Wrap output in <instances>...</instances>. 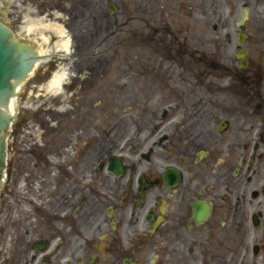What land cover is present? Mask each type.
Returning a JSON list of instances; mask_svg holds the SVG:
<instances>
[{"label":"flooded vegetation","instance_id":"obj_1","mask_svg":"<svg viewBox=\"0 0 264 264\" xmlns=\"http://www.w3.org/2000/svg\"><path fill=\"white\" fill-rule=\"evenodd\" d=\"M112 2L123 19L134 8L136 41L155 45L153 61L145 70L139 65L151 80L149 92L163 96L150 109L186 110L185 117L154 113L163 118L147 136V120L141 119L137 144L130 154H118L124 164L121 176L104 163L95 167L94 151L88 153L92 161L85 168L78 167L76 151L63 155L62 165L38 167L30 175L13 158L10 189L0 198V264H264V119H252L253 102L233 104L237 108L227 120L214 118L213 110L221 104L213 101L221 87L206 84L217 79L221 61L199 52L187 54L186 48L182 55L175 54L182 42H224L218 14L224 4L237 10L238 0H200V6L192 7L190 0H55V7L51 0L43 3L83 15L105 13ZM70 4L72 11L65 7ZM243 8L248 67L237 76L255 80L264 75V20L250 24L254 7L248 2ZM199 13V30L193 31ZM226 40L233 42L229 35ZM180 60L185 86L175 88L166 66ZM186 63L192 68L186 70ZM201 90H207L211 101L204 97L190 103ZM261 90L241 91L254 101ZM174 93H181L182 99L167 102L173 96L165 95ZM69 116L51 115L63 149L74 138L66 130Z\"/></svg>","mask_w":264,"mask_h":264},{"label":"rangeland","instance_id":"obj_2","mask_svg":"<svg viewBox=\"0 0 264 264\" xmlns=\"http://www.w3.org/2000/svg\"><path fill=\"white\" fill-rule=\"evenodd\" d=\"M248 2L254 7L252 18H258L261 23L264 20V0H238V5L241 7ZM36 3H38L37 0H25V4L21 3V5L27 9L36 11ZM190 3L193 5L194 0H190ZM195 4L198 5L200 3ZM3 5L4 7H0V22L14 31L15 38L18 42L26 45H34V51L41 53L49 52L54 55H65L69 57V59L66 58L62 61L56 59L55 62L48 65L46 63L39 65L37 67L38 72L36 73L37 78L35 77L30 83L21 86L15 101L16 106L14 107L16 122H19V133L26 125L24 124V120L34 122L43 120V116L40 117L41 112H36L35 108L39 107L41 103L47 102L49 103L47 107L55 106L54 110L50 111L52 115L58 114L57 110L60 108H63L65 113L71 110V115L74 118V128L79 138L77 143L72 144L75 150H78L79 159H81L79 160L78 167L85 168L90 166L92 159L86 156L81 158L87 150L95 152L94 163H96V167L98 166L97 161L101 162L104 156L103 153L109 149L117 153L126 152L130 154L131 147L137 144L135 134L139 130V119H147V123L150 124L148 130L155 125V122L152 125L150 123L156 119L155 116L150 115L153 111H149L150 113L146 114L148 113L147 111L140 110L142 107L140 109L135 108L137 104L141 103L150 104V107H148L150 109L153 103V96L149 92L151 86L150 78L144 71L142 74L139 68V65L143 64L145 70L147 65L152 62L148 57V55L153 53L152 50H149V46H151L150 42H143L142 48L140 49V42H121V37L124 35V32L121 30L122 27L120 24L111 26L110 28H104L102 22H99V25L95 23V28L90 24L89 28H87V15L81 16L83 20L78 21H74L73 16H68L72 20L67 21L63 17V25L66 29L65 36L71 40L70 51L68 53L62 51L57 52L56 45L59 39L43 31H38L32 36L27 35L23 27H27L28 25L22 24V14H19L21 17L19 21L17 20V23H13L12 16L8 13L7 3L5 2ZM26 13H29V11L27 12L26 10L24 14L26 15ZM30 17L40 21L42 19L41 17L44 16L31 14ZM218 18L222 20L223 38L227 34H236L237 29L235 23L240 18L239 14L232 16L228 7L223 5L222 13L218 14ZM64 20H66L67 25ZM55 22L58 23V21L53 19L51 22L45 20V24ZM134 26L135 23L129 28H134ZM206 33L209 34L207 28ZM43 37L49 38L52 42H43ZM199 38L200 35H197L196 39ZM202 43L201 45L205 46V49L202 50H205L206 53H217L223 59V65L233 68L237 60V46L235 42H226L224 39V42ZM194 46L202 48L199 43L194 44ZM139 51L141 54L147 53L148 55L135 61V56L140 54ZM77 56L81 57L78 61L74 59ZM54 65L57 67H54ZM166 68L170 69L171 73L176 75V78L184 77L185 71L182 69L181 63H178L174 67L168 64ZM46 70L53 71V74L48 75L44 78L45 80L38 78L41 72ZM58 71L62 74L65 72L64 82L72 86H69V91L65 89L61 94L55 96L48 93V88L55 80L56 75L60 74ZM232 72H235V70ZM81 82L86 86L85 90H81L78 87ZM220 85L223 89L228 86L232 88L229 91L222 92V95L217 97V101L221 104L220 108L222 109L219 112L221 119H224L227 115L228 118L231 117V113L237 108L233 104L237 103L241 107V104L251 101L247 98L243 99V97H246L245 94L239 91L240 87L232 83L231 78H222ZM252 86L261 87L262 89V95H259L254 100L255 104H257V101H259L258 103L264 102L262 99L264 94V76L255 80V84ZM192 87H194V84L191 85L190 92L193 91ZM150 96L151 99L148 98ZM193 96L191 100L196 101ZM196 96L198 98L197 101H199L204 98L205 93L203 91H197ZM155 100L158 99L155 97ZM180 113L184 114L183 111ZM239 113L241 114V112ZM144 114L146 115L141 117ZM252 119H264V108L261 110V113H256ZM45 122L47 123L48 121L44 120L43 125ZM51 124L49 126H46V124L43 126L46 131V143L49 144H51L53 135H55L53 130L54 124L52 122ZM16 126L18 128V125ZM263 133L264 130L262 131ZM90 140L94 143L91 146ZM56 144L57 141H52V147L44 149L42 152L40 151L42 149H39L38 156L40 158L38 160L46 159L44 152L56 154L66 149H60V146ZM52 160L56 161L58 159ZM27 161L24 166H34L33 159H27Z\"/></svg>","mask_w":264,"mask_h":264},{"label":"water","instance_id":"obj_3","mask_svg":"<svg viewBox=\"0 0 264 264\" xmlns=\"http://www.w3.org/2000/svg\"><path fill=\"white\" fill-rule=\"evenodd\" d=\"M11 41L12 33L0 25V180L5 159L4 136L11 120L4 109L9 99L14 96L15 85L25 79L36 60L29 48ZM28 46L32 49L34 47V45ZM12 81L14 84L11 83Z\"/></svg>","mask_w":264,"mask_h":264},{"label":"bare ground","instance_id":"obj_4","mask_svg":"<svg viewBox=\"0 0 264 264\" xmlns=\"http://www.w3.org/2000/svg\"><path fill=\"white\" fill-rule=\"evenodd\" d=\"M38 28H41L43 31L52 32L58 38H61L60 41L57 43V50L64 49L65 51H69L70 41L64 38V29L63 27L50 24V25H43L42 23H36L32 28H29V33L35 32ZM63 76H59L50 86V90L54 92H59L60 90V82ZM13 108V107H12ZM12 108H10V113H12Z\"/></svg>","mask_w":264,"mask_h":264}]
</instances>
